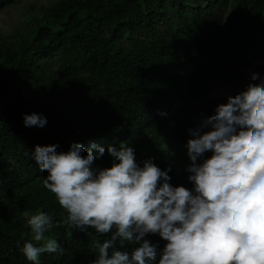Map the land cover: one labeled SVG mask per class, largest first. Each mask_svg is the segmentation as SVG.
<instances>
[{"label": "trees", "instance_id": "16d2710c", "mask_svg": "<svg viewBox=\"0 0 264 264\" xmlns=\"http://www.w3.org/2000/svg\"><path fill=\"white\" fill-rule=\"evenodd\" d=\"M19 1L0 0V9ZM262 52L264 0H57L0 34V264H33L21 247L39 211L53 219L46 238L62 248L42 253L39 264H92L94 244L109 238L67 222L45 187L47 171L31 158L34 145L66 151L79 141L87 151L127 141L138 159L171 166V183L191 187L170 156L226 101L210 96L213 88L234 95L252 73L264 77V62L248 76L243 70ZM32 112L46 117L44 127L23 124ZM110 159L106 151L96 163Z\"/></svg>", "mask_w": 264, "mask_h": 264}, {"label": "clouds", "instance_id": "9594fccd", "mask_svg": "<svg viewBox=\"0 0 264 264\" xmlns=\"http://www.w3.org/2000/svg\"><path fill=\"white\" fill-rule=\"evenodd\" d=\"M250 79L234 95L213 88L209 95L226 101L188 129L186 150L170 156L191 187L171 183V166L138 159L127 141L87 151L79 141L66 151L55 143L33 146L31 158L47 171L45 187L67 210L72 228L109 235L94 244L92 264H264V77ZM219 89L229 96L214 95ZM22 116L26 127L47 123L40 113ZM106 151L110 162L99 166ZM27 223L32 238L21 247L27 260L39 264L42 253L62 251L55 238H46L53 224L48 213L39 211ZM151 235L163 247L146 238ZM126 242L136 246L122 250Z\"/></svg>", "mask_w": 264, "mask_h": 264}, {"label": "rangeland", "instance_id": "374dc122", "mask_svg": "<svg viewBox=\"0 0 264 264\" xmlns=\"http://www.w3.org/2000/svg\"><path fill=\"white\" fill-rule=\"evenodd\" d=\"M57 0H20L19 2L6 6L0 9V34L7 35L14 31L19 25L23 24L29 19L33 10L40 7H47ZM259 62H264V53H259L251 62V66L245 67V70L249 72L252 69V65ZM239 90L235 91L236 94ZM225 89H219L214 95L224 94L229 96ZM185 112V111H184ZM175 159V158H173Z\"/></svg>", "mask_w": 264, "mask_h": 264}]
</instances>
